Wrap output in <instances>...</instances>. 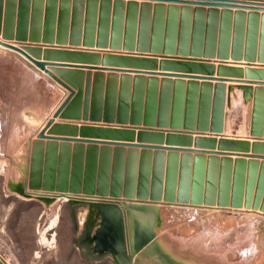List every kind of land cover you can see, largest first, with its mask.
<instances>
[{
	"label": "rangeland",
	"instance_id": "1",
	"mask_svg": "<svg viewBox=\"0 0 264 264\" xmlns=\"http://www.w3.org/2000/svg\"><path fill=\"white\" fill-rule=\"evenodd\" d=\"M170 1L173 0H0V260L5 264H134L127 258L126 248L122 251L124 263L118 260L121 252H111L116 260L110 252L100 253L95 248L102 225L98 205L106 203L66 202V198L59 197L44 201L26 193H48L44 189L46 181H55L49 193L60 194L50 173H64L61 169L67 166L66 158L67 173L79 166H74L77 157L85 173L96 155V173L111 175L116 173L115 159L122 166L118 173L126 174L132 162L128 154L146 153L147 163L141 158L133 160L137 173L147 164L150 175L158 170L156 151H117L116 146L101 143H137L138 131L146 127L94 121L92 115L99 100L103 104L106 100L95 97L94 91L103 88L109 76L96 68H104L106 55L132 57L115 52L124 51L123 33L128 22L133 21L126 16L128 4L151 5V47L157 39L153 29L157 27L161 38L165 33V25H158L155 18V7L164 5L168 9L173 5ZM234 1L233 13L241 11L245 16L240 58L230 56L219 64L230 67L234 64L227 61L242 63V79L237 80L244 82L222 83L225 97L220 132L194 137L202 139L198 140L201 144L206 138L214 139L210 147L201 151L220 153L212 160L210 154H201L206 159L202 202L196 206L164 201L142 203L153 211V238L137 250L135 258L142 255L154 264H264V0ZM140 20L138 15L137 26L135 21L133 25L139 27ZM116 42L119 49L113 47ZM28 49L38 52L35 55ZM83 55L97 57L99 65L84 63ZM31 59L43 64L45 70ZM106 69L110 74L116 73L110 69L131 71L129 74L140 70ZM241 86L252 89L250 105L238 98ZM41 133L50 138L93 139L99 143L84 144L83 150L77 152L78 144L41 139ZM225 140L239 148L222 146ZM177 155L180 163L186 154ZM199 155L190 154L192 167ZM238 159L244 162L240 171ZM236 173H243L242 178ZM65 194L68 197L71 193ZM116 201L124 206V201ZM118 210L122 214L120 207ZM120 221L124 231L122 216Z\"/></svg>",
	"mask_w": 264,
	"mask_h": 264
},
{
	"label": "water",
	"instance_id": "2",
	"mask_svg": "<svg viewBox=\"0 0 264 264\" xmlns=\"http://www.w3.org/2000/svg\"><path fill=\"white\" fill-rule=\"evenodd\" d=\"M170 2L173 5L168 9L164 5L155 7V18H157L158 25H165V33L162 34L161 38L160 33L156 32L157 27H155L153 30L157 39L151 47L148 46V19L152 16L151 5L149 3H143L140 6L136 3L128 4L126 16L133 19V21L128 22L125 33H123V50L126 52L137 50V53L149 52L165 56L160 57L162 60L158 62L156 59L106 55L104 57V68H96L98 71L108 70L106 67L140 68V70L150 71V69L156 70L157 66L160 70L159 72L137 73L139 77L132 80L128 76L131 71L110 69L113 70L112 72H121L124 75L120 78L116 74L109 75L107 84L103 88L94 91L95 97L106 98V100L105 104L99 100L92 115L94 121L117 122L119 124H130L134 127H140L141 125L146 127L138 131L137 143H124L122 141L101 143L116 146L117 151L126 148L134 151H156L158 152L156 154L157 161L160 163L158 166L159 171L154 170L150 175V168L147 164L141 166L138 174L137 166L133 164V160L141 158L142 162L147 163L149 157L146 153L141 155L129 153L128 158L132 162L128 164L126 174L118 173L122 171V166L116 159L113 165V171H116V173L111 175L108 172L96 173V155L90 160L91 166L86 169L85 173H82L79 157H77L78 159H76L74 165L79 166H73L72 173H67L69 171L67 158V166L61 169L64 173H50V176L56 179L57 190L60 193L57 196L53 195L52 198L54 199L59 197L66 198V202L81 200L82 202L109 203L121 208L120 218L122 216L124 231L121 224L120 230L125 240L122 251L126 248L127 258L134 264H154L152 259L147 261L142 255L135 258L137 250L149 243L153 238V234L151 239L144 244L137 240L133 225L136 215L130 211L125 202L137 201L158 204L164 201L165 203H177L180 206H196L202 202L204 188L201 185L206 172V159L201 154H210L209 160H212L220 153L201 151L210 147L215 142L214 139L206 138L205 143L201 144L198 140L202 139L197 137L194 140L193 136L208 132H220L223 123L225 97L222 83L229 81L244 82L237 80L242 79V69L221 64L217 68L218 75L215 78L216 69L210 64L215 59L225 61L230 56L234 60L240 58L245 16L241 11L233 13L232 9L235 8L236 1L173 0ZM178 5H182V7L180 8ZM192 7H195V9ZM138 15L141 20L139 27H136ZM134 21L136 26L133 25ZM117 46V42L113 44L114 49H119L120 45ZM27 51L35 55L38 52L36 49H28ZM81 58L84 63L99 65L95 56L86 57L83 55ZM32 62L45 70L43 64L34 60ZM247 73L252 72L248 70ZM252 74H255V71ZM144 75L152 77L146 80ZM158 76L165 78L161 86L158 79H156ZM171 78L175 80L173 81ZM226 78H232L233 80ZM102 79H99V83ZM184 80L189 81L186 83ZM198 81H203V83L198 84ZM211 82H217L218 84L213 86ZM241 88L245 91V94L252 91L251 87L241 86L239 89ZM102 105H105L104 109ZM39 138L60 140L67 145L74 142L78 144L76 146L77 152L83 150L84 144L99 143L93 139L50 138L45 137L44 133H41ZM125 138H128V136L126 135ZM225 145L239 148L230 140H225L222 146ZM89 150L93 152L91 148ZM165 152H169L168 155H164ZM178 152L186 154L181 157L180 163L178 162ZM191 153L200 154L194 159L193 167L191 166ZM165 159L168 161L167 163ZM104 163L108 164L109 162ZM226 163L228 164L227 161ZM237 163L240 165L238 170H243V160L238 159ZM56 174L57 178L55 177ZM236 176L242 178L243 173H236ZM54 183L55 181H46L45 191L52 192ZM67 191H70L71 195L65 197ZM81 193L86 196L82 197ZM205 193L207 196L208 192L206 190ZM26 194L30 197L33 196L29 193ZM37 196H40L37 199L47 201L44 198H48L50 195L45 193ZM103 199L110 200L105 201ZM118 199L124 201V206L119 205L120 203L116 201ZM112 255L116 260L118 259L116 255ZM120 259L124 263L125 258L122 252L118 260ZM0 264L5 263L0 260Z\"/></svg>",
	"mask_w": 264,
	"mask_h": 264
},
{
	"label": "bare ground",
	"instance_id": "3",
	"mask_svg": "<svg viewBox=\"0 0 264 264\" xmlns=\"http://www.w3.org/2000/svg\"><path fill=\"white\" fill-rule=\"evenodd\" d=\"M252 94H253L252 91L245 94V91L242 90L241 94L239 93L238 98L239 100L244 99L245 102H247L248 105H250L249 102L252 100ZM29 194L33 195L32 197L34 198H39L40 196H37V195H41L45 193H38L35 191ZM46 194H49L50 195L49 197H52L53 195H55L54 193L52 194L46 193ZM68 195H71V194H68ZM143 204L137 201L127 202V205H129L127 207L130 209L132 213L136 215L133 221V225H134V230L136 232L137 240L141 244H144L147 241H149L153 234L152 233L153 211H152V208H149ZM118 208L119 207L117 205L109 204V203H106L103 206L98 205L99 213L102 216V225L100 229L98 230V233L96 236V247H95L96 250H102L101 252H110V253L118 252V251L122 252V249L125 245V240H124L123 233L120 230L121 229L120 227V224H121L120 215L121 214ZM54 225H55V221L51 223L50 227H53Z\"/></svg>",
	"mask_w": 264,
	"mask_h": 264
},
{
	"label": "crops",
	"instance_id": "4",
	"mask_svg": "<svg viewBox=\"0 0 264 264\" xmlns=\"http://www.w3.org/2000/svg\"><path fill=\"white\" fill-rule=\"evenodd\" d=\"M195 9V8H194ZM115 52H118L119 54H127V55H131L132 57H139V58H144L143 56H150V57H153V58H151V59H156L158 62H160L162 59L160 58V57H162V56H165V55H153V54H148V53H137V52H124V51H115ZM135 55H137V56H135ZM166 57H177V56H166ZM221 61L220 60H217V59H215V60H213L212 61V63H210V64H212L214 67H215V69H216V72H215V75H214V77L215 78H217V68H218V66L220 65L219 63H220ZM228 63H233L234 65H228V66H230V67H233V68H240V69H243V68H245L244 66H242L243 64L242 63H239V62H230V61H227ZM100 68H101V66H99ZM159 70H160V68H159V66H157V69H156V72H159ZM134 71H138L137 73H140V72H147V73H151L150 71H144V70H134ZM101 74H104V75H113V73H111L110 74V72H107V71H103V72H100ZM116 74V76H118V78H120L121 76H123L124 74H122V73H115ZM128 76L133 80V79H135V78H137V77H139V75H137V74H128ZM150 77H152V76H148V75H144V78L147 80V79H149ZM156 79H158V81L159 82H161V81H163L165 78H163V77H161V76H158V77H156ZM171 80H175L174 78H171ZM185 82H188L189 80H184ZM243 81V80H242ZM203 83V81H198V84H202ZM212 83V85L213 86H216L218 83L217 82H211ZM160 85V84H159ZM241 94V93H240ZM193 137H195V136H193ZM30 193H33V192H30ZM158 204H160V203H158ZM119 205H121V203L119 204ZM129 206V205H128ZM98 251H102V250H98Z\"/></svg>",
	"mask_w": 264,
	"mask_h": 264
}]
</instances>
